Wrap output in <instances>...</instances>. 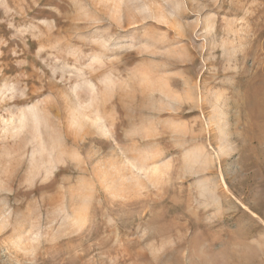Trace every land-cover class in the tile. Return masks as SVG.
Segmentation results:
<instances>
[{
  "label": "rangeland",
  "instance_id": "374dc122",
  "mask_svg": "<svg viewBox=\"0 0 264 264\" xmlns=\"http://www.w3.org/2000/svg\"><path fill=\"white\" fill-rule=\"evenodd\" d=\"M0 264H264V0H0Z\"/></svg>",
  "mask_w": 264,
  "mask_h": 264
}]
</instances>
